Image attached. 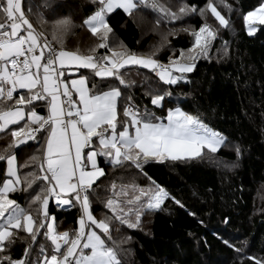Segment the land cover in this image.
I'll list each match as a JSON object with an SVG mask.
<instances>
[{
    "label": "snow or ice",
    "instance_id": "6c2138e0",
    "mask_svg": "<svg viewBox=\"0 0 264 264\" xmlns=\"http://www.w3.org/2000/svg\"><path fill=\"white\" fill-rule=\"evenodd\" d=\"M92 2L95 10L83 24L96 42L87 52H81L52 47L44 32L36 31L25 15L22 0H0L3 18L0 19V133L7 130L11 137L4 150L7 154H0V160L6 159L8 165L6 174L0 177V264H124L122 256L126 250L122 245L131 237L122 236L120 226L138 228L142 216L160 209L166 199L181 207L183 204L152 181L154 187L139 188V194L130 199L127 191L113 192L104 204L111 215L106 213L103 218H97L93 214L92 198L100 199L97 181L105 175L98 158L103 157L115 169L143 171L149 160L199 158L205 150L218 153L227 143L223 133L179 106L168 108L166 116H161L146 105L136 104L131 95H125V90L136 81L121 71L126 65H139L154 72L164 84L176 85L187 80L186 74L194 70L196 60L209 58L219 28L202 23L191 32L194 42L187 50L188 55L181 51L179 56L173 54L167 63H162L155 53L144 56L119 51L124 46L108 22L115 10L120 9L131 17L141 5L147 7L149 0ZM218 7L231 11L233 6L228 0H219V5L216 0H207L199 9L181 6L178 15L158 0H151L152 10L164 13L166 19L178 20L197 10L205 17L207 11L219 26L226 28L230 21ZM243 20L248 34L255 33V22L264 25V3L244 14ZM160 22L158 19L157 23ZM70 24L67 18L55 21L53 39L59 40ZM98 49L106 51L101 54ZM80 69L90 70L92 78L80 73L78 78L69 80L65 75L69 70ZM146 95H150L153 106L162 109L165 97L172 93L157 91ZM38 109L46 110L45 114ZM41 138L39 174L27 173L23 183L31 187L40 181L43 186L38 185L40 191L34 196L29 193L30 204L25 208L10 198L22 183L15 163L17 157L11 149ZM240 154L237 147V157ZM30 159L35 161L37 157ZM112 187L115 189L114 183ZM131 187L135 191L136 185ZM50 198L55 199L58 207L78 208V227L58 231L56 218L49 212ZM38 235L50 244L40 242L36 259H32V242H37ZM21 242L26 245L23 256L13 259L11 252ZM236 251L241 253L243 249ZM250 259L255 264H264V258Z\"/></svg>",
    "mask_w": 264,
    "mask_h": 264
},
{
    "label": "trees",
    "instance_id": "16d2710c",
    "mask_svg": "<svg viewBox=\"0 0 264 264\" xmlns=\"http://www.w3.org/2000/svg\"><path fill=\"white\" fill-rule=\"evenodd\" d=\"M24 1L26 13L36 29L44 32L55 48L87 52L96 42L83 24L95 10L92 0ZM158 3L178 14L181 6L199 9L207 0H158ZM216 3L219 5V0ZM228 3L233 6L231 11L218 7L230 21L226 28L219 26L207 11L205 17L197 10L178 20L166 19L164 13L152 10L151 0L147 7L141 5L134 16L120 9L109 16V24L128 52L145 54L153 39L157 42L161 39L163 47L156 57L162 63H167L171 55L179 56L181 51L185 53L191 48L194 42L191 32L202 23L219 28L209 58L196 60L194 70L186 74L187 80L176 85L164 84L146 68L132 66L121 71L128 79L136 81L125 90V95H131L136 104L146 105L161 116H166L168 108L179 106L198 115L227 137L226 145L216 154L205 150L199 158L149 160L143 171L115 169L100 157L105 175L97 181L96 192L100 199L92 198V210L97 218H103L106 213L111 215L104 204L113 192L127 191V199H130L139 194V188L154 187L152 181L166 188L183 204L181 207L174 200L166 199L160 209L142 216L138 228L120 226L122 236L131 237L122 245L126 250L122 256L124 264H255L250 257L264 258V25L258 23L256 32L249 35L243 20L244 14L264 0H228ZM64 18L71 24L59 40H54L55 21ZM145 20L151 27L147 33H143ZM105 51L98 49L101 54ZM80 73L92 78L90 70L83 69ZM94 79L100 81V78ZM106 79L118 84L112 78ZM120 87L123 90V86ZM157 91L172 93L165 97L162 109L153 106L150 95H146ZM38 111L45 114L46 110ZM0 137V154L6 155L4 150L10 143V133H0ZM42 141L43 138L28 140L11 149L17 157L22 183L10 198L25 208L30 204L29 193L34 196L40 191L38 185L43 186L40 181L31 187L23 183L27 173L39 174ZM237 147L241 150L239 157ZM32 156L37 159L32 161ZM6 162V159L0 160V177L6 174ZM133 184L135 191L131 187ZM48 207L56 218L58 230L78 227V208L58 207L52 198ZM40 242L50 244L38 235L37 242H32V259H36ZM25 246L22 243L15 246L12 258H21ZM238 248L243 251L238 253Z\"/></svg>",
    "mask_w": 264,
    "mask_h": 264
},
{
    "label": "rangeland",
    "instance_id": "374dc122",
    "mask_svg": "<svg viewBox=\"0 0 264 264\" xmlns=\"http://www.w3.org/2000/svg\"><path fill=\"white\" fill-rule=\"evenodd\" d=\"M174 9H176V7H174ZM27 14V13H26ZM179 14V13H178ZM28 16V15H27ZM29 17V16H28ZM30 19V18H29ZM31 20V19H30ZM145 21H146V25H145ZM144 21V23H143V25H144V30H143V33H147L148 32V30H150V25L148 24V22H147V20H145ZM257 25H258V22H255V27H256V29H257ZM35 26V25H34ZM45 37H46V35H45ZM47 38V37H46ZM50 43V42H49ZM161 47H163V43L161 42V39H160V42L158 41H156V40H152L151 41V43L149 44V47H148V49H147V51H146V53L145 54H142V53H136V54H138V55H144V56H147V55H149V54H151V53H161ZM119 51H122V52H128L127 50H126V48L125 47H122V48H120V49H118ZM188 55V52H187V50L185 51V56H187ZM62 231V230H61Z\"/></svg>",
    "mask_w": 264,
    "mask_h": 264
},
{
    "label": "crops",
    "instance_id": "0c3cea01",
    "mask_svg": "<svg viewBox=\"0 0 264 264\" xmlns=\"http://www.w3.org/2000/svg\"><path fill=\"white\" fill-rule=\"evenodd\" d=\"M22 6H23V9H24V11H25V15L27 16V14H26V10H25V1L24 0H22ZM27 18L29 19V17L27 16ZM30 20V19H29ZM31 21V20H30ZM32 22V21H31ZM33 23V22H32ZM34 25V24H33ZM34 28L36 29V27L34 26ZM36 31H38L37 29H36ZM132 66H136V67H140V68H143L142 66H139V65H126L125 67H132ZM147 69V68H146ZM81 70H83V69H80V71ZM150 70V69H149ZM80 71L79 72H76V71H74V70H69V71H67L66 73H65V75L66 76H68L69 77V80H71V79H75V78H78V76L80 75L79 73H80ZM17 91H23V90H17ZM15 94V93H14ZM11 127V126H10ZM7 131V130H6ZM26 142V141H25ZM16 167H17V171H18V163H17V159H16ZM98 164H99V166L100 167H102L101 165H100V157L98 158ZM6 166L8 167V165H7V162H6ZM103 168V167H102ZM19 174V173H18ZM19 185H17L16 187H18ZM53 201L54 202H56L55 201V199H53ZM58 231H60V230H58ZM27 234H25V236H26ZM23 245H25L23 242H21Z\"/></svg>",
    "mask_w": 264,
    "mask_h": 264
},
{
    "label": "built area",
    "instance_id": "2783aa9c",
    "mask_svg": "<svg viewBox=\"0 0 264 264\" xmlns=\"http://www.w3.org/2000/svg\"><path fill=\"white\" fill-rule=\"evenodd\" d=\"M46 38V37H45ZM51 45V44H50ZM52 46V45H51ZM52 47H54V46H52ZM57 49V48H56ZM57 50H59V49H57Z\"/></svg>",
    "mask_w": 264,
    "mask_h": 264
}]
</instances>
